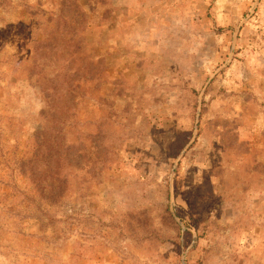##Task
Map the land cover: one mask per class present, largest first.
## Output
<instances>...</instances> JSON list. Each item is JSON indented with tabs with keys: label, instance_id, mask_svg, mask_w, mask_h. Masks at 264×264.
<instances>
[{
	"label": "rangeland",
	"instance_id": "rangeland-1",
	"mask_svg": "<svg viewBox=\"0 0 264 264\" xmlns=\"http://www.w3.org/2000/svg\"><path fill=\"white\" fill-rule=\"evenodd\" d=\"M0 264H264V0H0Z\"/></svg>",
	"mask_w": 264,
	"mask_h": 264
},
{
	"label": "trees",
	"instance_id": "trees-1",
	"mask_svg": "<svg viewBox=\"0 0 264 264\" xmlns=\"http://www.w3.org/2000/svg\"><path fill=\"white\" fill-rule=\"evenodd\" d=\"M61 184H62V182H61ZM63 186H65V185H63ZM51 187H53V189L51 190V192L48 193L49 196H50V199H52V200H53V198L59 199V197L62 194L61 191H58L57 192V188L58 187H55L54 185H51L50 188Z\"/></svg>",
	"mask_w": 264,
	"mask_h": 264
}]
</instances>
